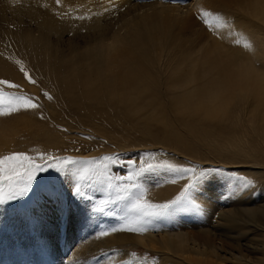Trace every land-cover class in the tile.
<instances>
[{
    "label": "rangeland",
    "instance_id": "374dc122",
    "mask_svg": "<svg viewBox=\"0 0 264 264\" xmlns=\"http://www.w3.org/2000/svg\"><path fill=\"white\" fill-rule=\"evenodd\" d=\"M71 1L109 13L95 27L88 18L68 23L64 13L73 10L45 2L21 1L16 8L0 11L4 17L0 80L21 85L19 92L4 85L0 90L26 93L38 98L40 105L34 111L0 115V156L25 152L35 163L53 156L78 157L82 163L112 156L118 162L107 171L118 177L135 171L128 161H142L152 153L157 159L204 170L192 182L187 198L154 218L146 232L127 231L135 225L126 221L123 202L96 210L109 197L106 176L81 175L78 166L41 171L25 194L0 201V264H92L93 259L96 264H191L163 252L159 238L163 234H171L172 240L194 238L196 245L204 246L199 258L213 264H232L230 256L236 253L244 264L257 263L263 252L243 244L259 233L264 237V229H251L241 218L251 217L264 227V79L249 68L264 74V36L253 31L238 47L221 41L200 19L202 10L242 14L241 8L249 6L238 8L239 0H210L211 5L200 1L183 16L181 28L173 27L177 37L161 35L156 41L141 35L140 23L133 21L118 32L124 39L121 54L106 58L98 50L102 47L98 35L114 41L111 31L118 19L151 1L181 6L192 0ZM248 10H255L257 23L264 28V0ZM162 31L163 27L155 29V34ZM31 37L34 40L28 43L26 38ZM212 37L220 41L222 52L239 58L232 59L230 69L257 82L225 93L217 106L213 100L202 104L199 93L204 86L193 79V53L187 48L197 50ZM128 50L130 56L125 55ZM116 69L127 79L124 96L115 92L109 77ZM25 72L36 85L26 80ZM180 73L187 77L178 78ZM103 85L107 87L100 90ZM196 101L203 108L198 115ZM244 177L254 183L246 184ZM136 182L147 189L148 199L164 202L178 193L186 178L150 170ZM218 218L233 226L232 233L214 232L220 231ZM236 222L243 228L239 234ZM117 232L126 234L121 244L111 241Z\"/></svg>",
    "mask_w": 264,
    "mask_h": 264
},
{
    "label": "bare ground",
    "instance_id": "6f19581e",
    "mask_svg": "<svg viewBox=\"0 0 264 264\" xmlns=\"http://www.w3.org/2000/svg\"><path fill=\"white\" fill-rule=\"evenodd\" d=\"M21 1H26L28 3L45 2L51 6L57 5L56 0H0V11L2 12L7 11L6 8L8 9L16 8L18 3ZM98 1L102 2V0H98ZM200 1H205L207 4L211 5L210 0H192L191 2L181 6L164 5L163 3L154 2V1H151V3L141 5L139 6L140 9L136 8L133 11H130L127 15H125L124 18L118 19L119 21L116 22L113 30L111 31L112 35L109 34L111 36H113L114 34V37L116 38L114 41L106 42L107 39H105V35L103 33L98 35V39L100 40L101 38L99 42L101 43L102 46L98 50L102 52V55L106 58H111V55L112 56L120 55L121 46L124 39L118 36L119 35L118 32H122L121 31L122 25L128 27L133 21L140 23L141 35L143 34L146 35V37L151 41H156L160 39L161 35L175 38L177 37V34L174 33L173 27L177 26L181 28L183 22V16L188 14L189 10L195 8L197 3H199ZM255 1L258 2V0H239L240 5L237 6L238 8H241L243 5L247 4L249 6V8L247 9H251ZM77 5L79 6V10L75 9ZM58 6L60 8L65 9L66 11L73 10L71 13H64L60 11V13H64L66 15L65 21H67L68 23H79L84 18H88L95 27L99 26L101 19L105 18L109 13L106 10L104 11L105 12L104 13L100 7L97 6L88 7L86 3H81L71 0H68L67 2L61 0L60 5ZM165 7H170V9H166ZM241 9H243L242 14H237L235 10L220 11V14H222L225 17L228 25L227 27H221L219 29V36L222 38L221 41H229L234 43L235 40H239V44L234 43L238 47L243 39L252 36L253 31L255 32V34H258L260 37L264 36V28L260 27V24L257 23L256 18L258 16L255 10L247 11V9H245L244 7H242ZM30 15L33 14L30 13ZM80 17H83V19H80ZM236 17H240L238 18L239 24L236 23ZM3 20L4 17L0 16V22H2ZM146 20L150 22L149 25H147L148 23L145 22ZM161 27H163L162 34H155V29H159ZM26 40L28 43H30L34 40V38L33 37L29 39L26 38ZM95 42L98 41L95 40ZM218 42L220 41H217V39L212 37L210 41L203 42L198 47L197 50H193L191 47H187L188 50L191 53H193L191 55L193 59L190 60V66L192 67L194 73L193 79L196 81L202 80L199 86H204L199 93V98L202 100V104H205L208 100L210 101L213 100L215 101L214 103L215 106H217L219 102L224 99L225 93H230L232 91H240L242 90L243 86L246 84L257 83L254 77H252L251 75L249 74L242 75L241 73L233 71V68L230 69V67L233 66L232 59L239 60V58L238 59L234 57L232 58L231 57L232 52L230 53L222 52L221 47L218 45ZM113 44L115 46H112ZM154 45L155 47H157L158 45L157 42H154ZM131 54L132 51L130 50L125 52V55L127 56H130ZM61 66L64 67L63 64ZM249 68L251 71L254 72L253 74H257L264 79V74L260 73L257 69H254L252 67ZM176 76L178 78H186L187 74L180 73ZM109 77L110 79L113 80L112 86L114 87L115 92L119 96H124L126 92L125 90L122 89V86L126 85L124 83L125 80H127L125 76L119 70L116 69V71L112 74L109 72ZM106 87L107 86L103 85L100 86L99 89L104 90ZM106 94L114 96L112 92ZM197 106L198 104L196 101L194 104V108L197 110L196 114L198 115L201 109L203 108L202 107L198 108ZM261 134L264 135V131ZM243 149L242 148L239 149L238 152L243 151ZM261 216H264V212L261 213ZM241 219L251 229H259V230L264 229V227L260 228V225L254 222L251 217L241 218ZM217 224H218V228L220 227L219 228L220 231H214L216 234L226 235L232 233L233 226L229 222H225L224 219L218 218ZM235 228L237 230L236 231L237 234H239L243 230L241 224L238 222L235 223ZM170 235L171 234H163L162 236H159V238L162 239L163 252L170 254L171 257L181 258L184 261L190 262L191 264H213V262L207 258H203V259L199 258L203 256L204 246L196 245L194 238H190L187 240H183V239L172 240ZM124 239H126V234L124 233L122 234L119 232L113 234L111 237L112 242H117L119 244H121ZM243 245L247 247H251L252 249H257L259 251H262L263 252L262 257H259L258 262L255 264H264V237L262 236L260 237V233L258 237L252 240V242L247 241ZM88 248L90 247L88 246ZM191 253L195 257L183 255V254H191ZM94 260L95 259L92 260V264H96ZM244 260L245 259L241 257L238 253L234 254V256H230V262L232 264H244Z\"/></svg>",
    "mask_w": 264,
    "mask_h": 264
},
{
    "label": "snow or ice",
    "instance_id": "6c2138e0",
    "mask_svg": "<svg viewBox=\"0 0 264 264\" xmlns=\"http://www.w3.org/2000/svg\"><path fill=\"white\" fill-rule=\"evenodd\" d=\"M60 5L61 0H56ZM83 19V17H80ZM202 23L212 32L219 34L221 27H227L225 17L217 12L202 10L200 15ZM239 44V40L234 41ZM112 46H115L114 44ZM247 46V45H246ZM23 71V69H21ZM26 80L36 85L37 81L28 73H23ZM0 85L14 88L19 92L21 85L12 83L8 80H0ZM47 99L52 97L47 93H43ZM38 98L32 97L26 93L16 94L0 90V115L10 116L22 112L34 111L39 108ZM7 109V111H5ZM147 158L142 161H128L135 171H129L126 175L113 177L109 175L108 169L110 164L118 162V158L112 156H104L100 160L92 158L85 163L78 157H49L44 163H35L33 158L25 152H12L7 155L0 156V201L14 199L25 194L41 171L54 168L62 171L69 166H78L81 169V175L89 173L103 175L107 177V189L109 197L103 199L96 205L97 211H104L110 204L123 202L127 212L125 218L127 222L134 224L127 231L146 232L154 218L166 215L168 211L180 202L184 201L188 196L189 187L196 179V176L204 169L194 166H184L169 162L166 159H157L152 153L146 154ZM43 159V155L41 156ZM53 161H57L54 163ZM155 161V162H153ZM150 170H166L177 173L179 177L186 178V182L180 188L177 194L164 202H154L146 197L147 189L136 179ZM244 182L248 185L254 183L253 180L244 177ZM124 230L113 228L112 231ZM108 234L103 232L102 235Z\"/></svg>",
    "mask_w": 264,
    "mask_h": 264
}]
</instances>
